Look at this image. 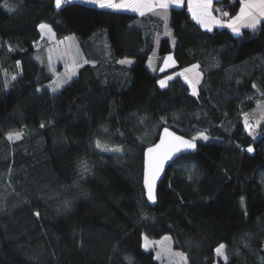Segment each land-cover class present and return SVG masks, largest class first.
<instances>
[{
    "label": "trees",
    "instance_id": "trees-1",
    "mask_svg": "<svg viewBox=\"0 0 264 264\" xmlns=\"http://www.w3.org/2000/svg\"><path fill=\"white\" fill-rule=\"evenodd\" d=\"M7 2L15 10L0 0V264H129L126 257L159 264L142 248V233L169 235L188 264H215L220 243L227 264H264V122L255 139L243 122L264 100V22L240 35L208 32L184 5L169 8L167 35L153 13L79 1L60 10L54 0ZM214 4L231 15L240 7L239 0ZM41 23L57 39L76 35L87 54L58 92L46 86L54 75L36 58ZM169 53L175 66H148L152 54ZM124 57L133 64H120ZM193 64L202 72L197 96L179 76L159 87ZM164 127L209 140L197 141L191 157L198 179L169 167L150 207L141 196L142 150ZM17 131L22 138L9 141ZM249 145L254 153L241 151ZM81 160L91 168L83 176ZM65 199L71 209L58 211ZM142 209L150 219L141 218Z\"/></svg>",
    "mask_w": 264,
    "mask_h": 264
},
{
    "label": "snow or ice",
    "instance_id": "snow-or-ice-1",
    "mask_svg": "<svg viewBox=\"0 0 264 264\" xmlns=\"http://www.w3.org/2000/svg\"><path fill=\"white\" fill-rule=\"evenodd\" d=\"M75 2V0H54V7L57 10L62 8V5L67 3ZM88 3L98 6L100 9H111L114 11H131L138 13L139 16H145L146 12L159 15L165 23V29L167 35V22H168V9L170 5H174L175 8L180 9L184 6L185 0H87ZM217 3L220 0H216ZM240 7L235 15H231L227 11L213 8V0H187V10L191 13V18L196 21L202 28L208 32H212L213 27H226L232 30L233 33L240 35V27H247L255 30L257 26L264 22V0H239ZM5 8H9L10 11H14V8H10L7 0L3 5ZM215 12H219L220 16L214 15ZM226 18V19H225ZM41 33H51L49 25L41 23L38 25ZM9 51L13 49L9 46ZM72 71L67 73L63 77L57 76V79L50 85L53 92L58 91L65 85H68L72 78L76 75V69L82 65L79 63L77 55L71 56ZM19 63V62H17ZM87 63V61H84ZM120 64L132 65L133 61L130 59H123L119 61ZM175 64V60L171 54L164 58V67H169ZM148 66L152 67V59H149ZM164 68H161L163 71ZM182 77L184 82L191 89L193 96L198 95V85L202 79V72L200 71L199 64H193L189 68H185L183 71L177 74ZM16 77L13 76L12 80ZM174 79L173 76H167L165 79L157 81L160 88H166L169 81ZM10 82L5 81L4 87H9ZM256 86L253 85V88ZM259 111L260 119L256 120L255 126L250 123V119H255L256 112ZM164 119V118H161ZM261 120H264V103L257 102V109L253 110L252 113L243 114L244 127L248 131L249 135L253 139L258 134L256 129L260 128ZM41 128L45 127L44 124L40 125ZM103 131H107L103 129ZM23 136V132H9L7 139L20 140ZM209 137L203 133L198 136H193L190 139L184 136L177 135L175 132L170 131L169 128H163V134L159 137L157 143H153L142 150V184H141V196L142 202L149 204V206H156L158 203V181L162 174L166 171L167 167H177L186 173L189 181L198 179V168L197 165L191 162V157L196 153L198 148L197 141H208ZM95 147L100 149L102 147L101 141L96 139L94 141ZM103 150L111 152H122L123 148L120 146L108 147L103 146ZM249 154L254 153L255 149L252 145H249L246 149H241ZM79 170L83 176L91 171L90 166L85 160L79 162ZM80 195L84 197L90 196L88 192H82ZM240 203L244 204V197H241ZM73 201L71 199H65L61 208L58 211H68L71 209ZM246 214V213H245ZM36 217L40 216L39 212H35ZM142 219H150L147 214L141 210ZM171 227V226H170ZM142 239L144 243L142 248L147 251L150 247L149 237L146 233H142ZM171 237L165 236L161 241L154 242L158 244L159 250L156 252L155 259L161 260L167 258L169 264H188V258L184 253H176L172 250L169 243ZM226 245L220 243L215 248V254L222 257L225 264L229 261V257L225 252ZM129 264L131 259L127 258Z\"/></svg>",
    "mask_w": 264,
    "mask_h": 264
},
{
    "label": "rangeland",
    "instance_id": "rangeland-1",
    "mask_svg": "<svg viewBox=\"0 0 264 264\" xmlns=\"http://www.w3.org/2000/svg\"><path fill=\"white\" fill-rule=\"evenodd\" d=\"M75 1L90 4L87 2V0H75ZM90 5H93V4H90ZM94 6H96V5H94ZM219 16H220V14H219ZM44 24H47V23H44ZM47 25H49V24H47ZM50 28H51V33H42V39H41L40 43L38 44V50H37L36 58L39 62L45 64L48 67V69L50 70V72L53 73V75H54V79L52 81H50L48 84H46V86L51 90L50 85H52L53 81H55L57 79V76L63 77L67 73L72 71L73 66H72V62H71V56L77 55V57L79 59V63L81 65H83L84 60L87 59V54L81 48V46L79 44V39L76 35L71 34V35H69L63 39H57L51 26H50ZM170 33H171V31H170ZM167 55H169V54H167ZM171 55L173 56V54H171ZM155 57H156L155 55H153V54L151 55L152 67H150V68L152 70H155V60H154ZM123 59H130V60L134 61L133 58H131V57H124L121 60H123ZM169 67H171V66H169ZM169 67L163 66V68H165V69L169 68ZM79 68L80 67H78L76 69V75L72 78V80L78 75ZM12 77H11V79H12ZM15 77L17 78V76H15ZM61 89H59L58 91H60ZM58 91H56V92H58ZM259 102L264 103V100L259 101ZM255 109H257V106ZM252 112H253V110L250 111L249 113H252ZM258 119H260L259 111L256 112L255 119H250V123L255 126L256 120H258ZM263 122H264V120H261V124ZM258 130H259V128L256 129V132L258 133L256 135V138L259 137V135H260ZM165 236H169V235H165ZM165 236H163L161 238H149L150 247L148 250L154 251V253L156 255V252L159 250V247H158V244L154 243V242L161 241ZM169 243H170L171 248L174 252L183 253L182 251L174 248L171 239H170ZM225 252L227 254L226 249H225ZM220 259L223 260L222 257L217 256L215 264H219ZM157 261L159 262V264H169V261L167 258H163V259L157 260Z\"/></svg>",
    "mask_w": 264,
    "mask_h": 264
},
{
    "label": "crops",
    "instance_id": "crops-1",
    "mask_svg": "<svg viewBox=\"0 0 264 264\" xmlns=\"http://www.w3.org/2000/svg\"><path fill=\"white\" fill-rule=\"evenodd\" d=\"M214 2H215V0H213V8H216V5L214 4ZM184 5H187V0H185V4ZM170 7H175L174 5H170ZM169 7V8H170ZM169 10V9H168ZM128 12H131V11H128ZM146 13H148V12H146ZM214 15H217L218 17H219V13L218 12H215L214 13ZM226 19V18H225ZM215 28H226V27H218V26H216V27H213V30L215 29ZM204 29V28H203ZM229 29V28H228ZM245 29H250V28H247V27H243V26H241L240 27V33H242L243 32V30H245ZM229 30H231V29H229ZM232 31V30H231ZM234 34H236V33H234ZM237 35V34H236ZM169 54H172V53H169ZM167 55V54H166ZM165 55V56H166ZM156 57L154 58V60H155V70H161V68H163V66H164V58H165V56H163L162 58H160V56H158V55H155ZM174 57V56H173ZM150 58H151V56H150ZM149 58V59H150ZM174 60H175V58H174ZM175 64H176V62H175ZM175 64L174 65H172L171 67H173V66H175ZM171 67H169V68H171ZM189 67H191V66H189ZM189 67H187V68H189ZM169 68H164V70H167V69H169ZM163 70V71H164ZM184 70V69H183ZM183 70H180L179 72H177V73H175V74H172V75H170V76H173V77H175V76H178L177 74L178 73H180L181 71H183ZM180 77V76H179ZM166 77H164V78H162V79H165ZM182 78V77H181ZM183 79V78H182ZM202 80V79H201ZM201 83V82H200ZM198 87H199V85H198ZM191 90V89H190Z\"/></svg>",
    "mask_w": 264,
    "mask_h": 264
},
{
    "label": "water",
    "instance_id": "water-1",
    "mask_svg": "<svg viewBox=\"0 0 264 264\" xmlns=\"http://www.w3.org/2000/svg\"><path fill=\"white\" fill-rule=\"evenodd\" d=\"M167 128H169V127H167ZM169 130L175 132V131L172 130L171 128H169ZM263 131H264V129H263ZM175 133H176L177 135H181V134H179V133H177V132H175ZM162 134H163V129L161 130L159 137H160ZM181 136H183V135H181ZM184 137H185V136H184ZM185 138H188V137H185ZM188 139H190V138H188ZM158 141H159V138H158V140L156 141V143H157ZM197 145H198V142H197ZM197 149H198V148H197ZM196 152H197V150H196ZM168 168H169V167L166 166V171H167ZM166 171H165L164 174H162L160 180L158 181V186H157L158 188H159L160 183L163 181V179H164V177H165Z\"/></svg>",
    "mask_w": 264,
    "mask_h": 264
},
{
    "label": "built area",
    "instance_id": "built-area-1",
    "mask_svg": "<svg viewBox=\"0 0 264 264\" xmlns=\"http://www.w3.org/2000/svg\"><path fill=\"white\" fill-rule=\"evenodd\" d=\"M217 9H221L222 10V8L220 7V6H218V7H216ZM223 11V10H222ZM219 13V12H218ZM220 14V13H219Z\"/></svg>",
    "mask_w": 264,
    "mask_h": 264
}]
</instances>
